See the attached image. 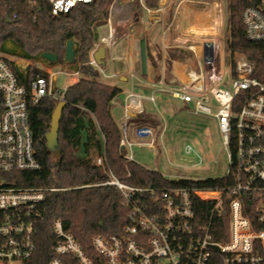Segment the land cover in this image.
Here are the masks:
<instances>
[{"label": "built area", "instance_id": "1", "mask_svg": "<svg viewBox=\"0 0 264 264\" xmlns=\"http://www.w3.org/2000/svg\"><path fill=\"white\" fill-rule=\"evenodd\" d=\"M20 1L32 7L40 2ZM91 1L49 3L52 13L59 15L79 2ZM136 1L146 11L161 14L176 4L175 17L186 1L213 8L218 5V0H165L152 9L145 0ZM117 2L113 0L109 18ZM17 17L14 13L13 18ZM242 18L247 38L264 42V0H249ZM102 42L113 63L117 56L110 38ZM222 57L217 65L219 76L209 72L203 51V60L196 58L198 70L187 69L186 79L175 74L166 80L163 74L149 95L130 91L120 126L125 156L135 160L133 146L155 145V138L152 129L146 127L138 132L139 140H131L128 120L131 113L143 111L144 100L155 101L157 93L181 101L197 115L214 119L228 156L226 174L214 178H223L224 185L211 189L174 185L159 192L121 180L99 156L96 164L109 176L102 184L115 185L121 192L123 204L129 208L127 223L119 234L95 235L89 251L65 230L61 218L55 219L49 264H264V81L255 76L254 63L245 57L237 60L235 74L228 69L225 36ZM90 64L108 76L93 56ZM223 81L229 85H222ZM45 96L63 100L53 87L52 76H37L26 85L13 66L0 57V264H34L39 231L47 221V198L68 189L19 182V172L41 168L28 105ZM144 135L151 139H143ZM186 151L198 156L195 166L203 165V157L192 145ZM200 200L213 202L211 212L199 211ZM226 216L228 225L224 228L221 220Z\"/></svg>", "mask_w": 264, "mask_h": 264}, {"label": "trees", "instance_id": "2", "mask_svg": "<svg viewBox=\"0 0 264 264\" xmlns=\"http://www.w3.org/2000/svg\"><path fill=\"white\" fill-rule=\"evenodd\" d=\"M160 1L145 0V3L149 8L156 9ZM112 2H79L69 12L54 15L49 0H40L34 7L20 0H0V57L13 66L22 82L29 85L37 76L49 78L50 72L39 64L44 59L42 54H57L56 64L64 63L66 45L71 39L76 55L71 63L74 70L81 74L77 82L61 92L67 105L60 124L62 157L59 160L48 151L46 139L59 100L45 96L28 105L29 123L41 168L19 172V182L68 188L47 198V221L39 231L34 264H49L55 240L51 225L57 218L63 220L65 230L89 251L93 248L95 235L122 232L129 208L123 204V196L115 185L102 184L109 180V176L96 164L99 156L105 159L107 169L121 180L159 192L174 185L201 189L224 185V179L220 177L170 179L161 171L125 156L121 144L122 129L113 114L122 88L101 80L99 71L90 64L92 52L101 44L99 30L109 18ZM248 3L249 0H228L227 64L235 74L237 60L245 57L254 63L255 76L264 81V42L250 41L243 23V10ZM14 13H18L17 18H13ZM7 17L12 22H7ZM9 43L20 50L16 57L32 62L27 68H20L15 60L2 55L11 51L7 47ZM191 54L186 49L177 48L172 50L171 56L183 60L192 58ZM131 123L139 129L160 124L145 110L131 116L128 125ZM212 207L213 202L205 200H200L197 205L200 212H211ZM221 222L227 228V216Z\"/></svg>", "mask_w": 264, "mask_h": 264}, {"label": "rangeland", "instance_id": "3", "mask_svg": "<svg viewBox=\"0 0 264 264\" xmlns=\"http://www.w3.org/2000/svg\"><path fill=\"white\" fill-rule=\"evenodd\" d=\"M162 1L164 2L165 0H161L160 4ZM141 8L136 0H118L113 9V13L119 18L126 19L136 15L137 11L141 12ZM175 13L176 4L170 7L167 12L169 21L172 22L175 19L171 23V38L173 39L178 35H182V32H184V39L171 41V44L183 45V47L178 48L192 52V58L183 60L179 58L174 59L171 54L172 50H176L177 47H163L161 42H157L153 46L155 52H150V58L152 64H154V68L157 72H160L161 63L164 62L168 77L175 75V61L181 64L187 63L188 70H198L196 58L202 61L203 51H205L209 69L211 66V44L209 42L218 41L221 36L226 37L227 34V1L218 0V5H215V8L203 3L196 4L193 1H186L180 8L177 17H175ZM143 15L147 17V12L144 9ZM204 23H212L213 26L207 30V27L201 26ZM203 28L206 29L202 30ZM101 30L107 33L106 26L102 27ZM201 30L202 32H200ZM7 47L11 51L8 54L4 53L2 55L15 60L20 68L25 69L32 63L26 59L16 57V53L20 50L15 49L10 43ZM39 64L46 70L48 67L51 69L50 74L53 77V87L58 92L64 91L74 80L75 70L71 62L56 64L50 63L44 58L39 61ZM227 67L230 69L229 64ZM115 80L116 78L113 81ZM222 85L228 86L229 83L223 81ZM170 101L171 103L168 109L161 106V111L166 119L164 124L167 126V133L164 136L163 142H156L155 145L133 146L132 152L135 160L148 168L161 171L170 179H178L180 176L214 177L225 175L228 170V156L221 143L215 120L206 115L193 113L191 108L179 100L171 98ZM120 115H122V112L116 110L117 122L119 124L121 122ZM188 145H192L203 157V165L198 167L194 165L199 161V158L195 153H188L186 151Z\"/></svg>", "mask_w": 264, "mask_h": 264}, {"label": "crops", "instance_id": "4", "mask_svg": "<svg viewBox=\"0 0 264 264\" xmlns=\"http://www.w3.org/2000/svg\"><path fill=\"white\" fill-rule=\"evenodd\" d=\"M165 2L166 1H162L161 4ZM169 9L170 7L166 8L163 14L155 10L148 12L144 9L147 12V17H145L143 15V8H141V12L137 11L136 15L126 19L119 18L113 13L112 16L107 19L106 24L100 27V45H106V43H103L102 40L105 37H109L117 56L112 63L109 58V52L106 50V65L103 67L108 76H103L99 72L101 80L122 88V93L116 99L113 108V114L116 120V110H120L122 112L120 119L124 115V107L127 95L130 91L149 95L154 88L155 82H157L163 74L166 80L171 78L166 75L164 62L161 63L160 72H157L150 58V52H155L153 46L157 42H161L163 47L168 48L183 47L181 44H171V41L183 40L184 32H182V35H178L173 39L171 38L172 22L169 21V16H167ZM105 26L107 27V33L101 30V28ZM201 26L207 27L208 30L212 28L213 24L204 23L201 24ZM204 29L206 28H203L202 30ZM202 30L200 32H202ZM209 43L211 46L215 45V47L218 45L217 41ZM175 63L174 74H179L181 77L186 79L188 76L186 75L188 64H181L177 61H175ZM208 70L210 72V68ZM47 71L51 72V69L48 67ZM113 71H115L117 75L113 76ZM74 75V80L70 84L77 82L80 78V73L78 71H74ZM115 78L116 80L113 81ZM157 95L155 96V101H143V110L153 115L159 121V126H143L140 128H151L155 138V143L159 141L163 142L164 136L167 133V126L164 124L166 119L165 115L161 111V106L168 109V106L171 103L170 96H165L161 93H157ZM128 129L129 138L131 140L137 141L140 139L138 135L140 129L137 125L131 123L128 125ZM143 139H151V136L144 135Z\"/></svg>", "mask_w": 264, "mask_h": 264}, {"label": "water", "instance_id": "5", "mask_svg": "<svg viewBox=\"0 0 264 264\" xmlns=\"http://www.w3.org/2000/svg\"><path fill=\"white\" fill-rule=\"evenodd\" d=\"M7 22H12L10 17H7ZM96 62L102 66L106 65V47L105 45H99L92 54ZM42 57L47 59L50 63H56L58 61V55L50 52H45ZM76 59L74 41L71 39L67 42L66 53H65V63L74 62ZM67 105L65 100H60L56 105L54 112L52 114L51 129L46 134L47 139V149L52 154L54 158L59 160L62 157V149L60 146L59 133L60 124L63 117L64 109ZM136 113H131L134 116Z\"/></svg>", "mask_w": 264, "mask_h": 264}, {"label": "bare ground", "instance_id": "6", "mask_svg": "<svg viewBox=\"0 0 264 264\" xmlns=\"http://www.w3.org/2000/svg\"><path fill=\"white\" fill-rule=\"evenodd\" d=\"M111 40V39H110ZM218 45L215 47V45H212L210 47V62H211V67H210V72L212 74H215L219 76V73L221 72L218 68L217 65L222 60V55H223V37L221 36L220 39L217 41ZM221 52V55H220ZM223 71V69H222Z\"/></svg>", "mask_w": 264, "mask_h": 264}]
</instances>
